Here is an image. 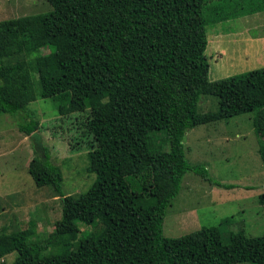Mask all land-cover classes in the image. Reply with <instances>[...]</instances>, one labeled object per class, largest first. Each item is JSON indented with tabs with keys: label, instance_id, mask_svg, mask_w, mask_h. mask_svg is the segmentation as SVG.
Segmentation results:
<instances>
[{
	"label": "trees",
	"instance_id": "trees-1",
	"mask_svg": "<svg viewBox=\"0 0 264 264\" xmlns=\"http://www.w3.org/2000/svg\"><path fill=\"white\" fill-rule=\"evenodd\" d=\"M46 1L47 13L0 21V114L27 113L37 73L40 97L56 103L58 116L79 114L86 171L96 179L64 195L63 172L43 149L29 174L63 197L56 232L27 241L3 227L0 260L17 253L13 264H264V235L241 229L225 243L218 227L177 238L163 232L186 174L212 181L186 158L189 131L249 114L264 164V67L211 80L206 54L209 26L264 12V0ZM205 96L218 99L216 111H199ZM29 119L18 127L33 136L41 125ZM82 226L98 231L79 240ZM54 241L62 251L43 255Z\"/></svg>",
	"mask_w": 264,
	"mask_h": 264
},
{
	"label": "rangeland",
	"instance_id": "rangeland-1",
	"mask_svg": "<svg viewBox=\"0 0 264 264\" xmlns=\"http://www.w3.org/2000/svg\"><path fill=\"white\" fill-rule=\"evenodd\" d=\"M51 10L46 0H0V21ZM208 41L211 80L264 67V12L209 26ZM32 79L37 99L24 111L27 113L0 114V229H20L27 241L38 237L45 241L56 232L63 197L50 187L36 186L29 174L30 162L42 158L45 149L63 172L62 193L66 196L88 190L96 175L86 171L88 137L79 133V114L67 119L58 116L56 103L40 97L38 74L33 73ZM217 107L218 99L213 96H205L199 103L200 112L216 111ZM29 118L41 125L33 136H26L18 127ZM259 140L249 114L187 133L184 146L189 164L206 168L212 181L193 172L186 174L179 195L167 209L166 237L177 238L203 227L220 228L225 243L241 229L249 236L264 235V204L260 202L264 164ZM81 142L83 146L76 145ZM163 148L169 149L168 144ZM224 219L230 220L223 223ZM97 231L82 226L79 240ZM55 244L57 241L50 246L46 243L49 247L42 254L61 252ZM16 257L17 253L8 255L0 264H13Z\"/></svg>",
	"mask_w": 264,
	"mask_h": 264
}]
</instances>
